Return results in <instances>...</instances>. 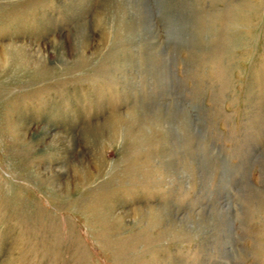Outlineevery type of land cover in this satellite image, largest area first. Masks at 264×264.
<instances>
[{
  "label": "rangeland",
  "instance_id": "rangeland-1",
  "mask_svg": "<svg viewBox=\"0 0 264 264\" xmlns=\"http://www.w3.org/2000/svg\"><path fill=\"white\" fill-rule=\"evenodd\" d=\"M0 264H264V0H0Z\"/></svg>",
  "mask_w": 264,
  "mask_h": 264
},
{
  "label": "bare ground",
  "instance_id": "bare-ground-1",
  "mask_svg": "<svg viewBox=\"0 0 264 264\" xmlns=\"http://www.w3.org/2000/svg\"><path fill=\"white\" fill-rule=\"evenodd\" d=\"M140 3H141V2H140ZM143 3H144V2H143ZM148 3H149V2H148ZM135 4H136V3H135ZM140 5H141V4H140ZM133 6H134V5H133ZM136 8H137V7H136ZM145 17H146V16H145ZM147 17H148V16H147ZM143 21H144V20H143ZM143 21H142V22H143ZM144 26H145V25H144ZM82 35H83V34H82ZM182 114H183V113H182ZM202 152H203V151H202ZM202 152H201V153H202ZM203 164H204V163H203ZM204 165H205V164H204ZM205 166H206V165H205ZM206 168H207V167H206ZM224 207H225V206H224ZM222 209H223V208H222ZM222 212H223V211H222ZM230 212H231V211H230ZM230 217H231V216H230ZM227 218H228V217H227ZM230 232H231V231H230ZM226 242H227V241H226ZM225 244H226V243H225Z\"/></svg>",
  "mask_w": 264,
  "mask_h": 264
}]
</instances>
